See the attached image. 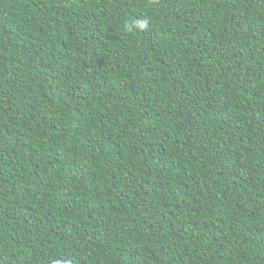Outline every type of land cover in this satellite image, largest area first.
<instances>
[{
  "label": "trees",
  "instance_id": "obj_1",
  "mask_svg": "<svg viewBox=\"0 0 264 264\" xmlns=\"http://www.w3.org/2000/svg\"><path fill=\"white\" fill-rule=\"evenodd\" d=\"M0 264H264V0H0Z\"/></svg>",
  "mask_w": 264,
  "mask_h": 264
}]
</instances>
